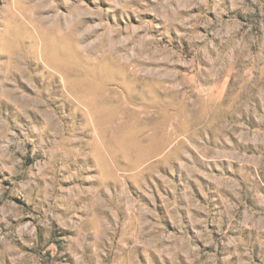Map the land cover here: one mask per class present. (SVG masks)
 I'll return each instance as SVG.
<instances>
[{
    "label": "rangeland",
    "instance_id": "1",
    "mask_svg": "<svg viewBox=\"0 0 264 264\" xmlns=\"http://www.w3.org/2000/svg\"><path fill=\"white\" fill-rule=\"evenodd\" d=\"M0 264H264V0H0Z\"/></svg>",
    "mask_w": 264,
    "mask_h": 264
},
{
    "label": "bare ground",
    "instance_id": "2",
    "mask_svg": "<svg viewBox=\"0 0 264 264\" xmlns=\"http://www.w3.org/2000/svg\"><path fill=\"white\" fill-rule=\"evenodd\" d=\"M50 15V14H49ZM48 17V16H47ZM95 33V32H94ZM109 35H111V34H109ZM93 36V35H92ZM111 40H113V39H111ZM96 42V41H95ZM94 43V42H93ZM99 43L97 42V45H98ZM118 44V43H117ZM116 44V45H117ZM92 47V46H91ZM122 48V47H121ZM128 48V47H127ZM93 50V49H92ZM117 52H118V50H116ZM122 51V50H121ZM140 55V54H139ZM127 58V57H126Z\"/></svg>",
    "mask_w": 264,
    "mask_h": 264
}]
</instances>
